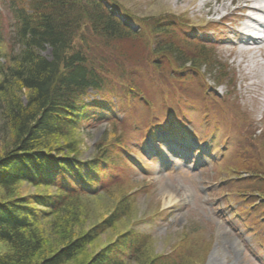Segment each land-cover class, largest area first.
<instances>
[{
    "label": "rangeland",
    "instance_id": "rangeland-1",
    "mask_svg": "<svg viewBox=\"0 0 264 264\" xmlns=\"http://www.w3.org/2000/svg\"><path fill=\"white\" fill-rule=\"evenodd\" d=\"M108 1L114 4L117 15L136 30L140 26L135 20L154 17L186 26L188 29L177 28L176 32H190L191 37L196 36L208 45L198 52L192 46L175 42L179 51L194 60L204 54L215 68H191L183 73L172 65L173 59H164L161 53L154 52L150 33L146 37L149 50L144 48L141 53L140 48H128L123 66L129 73L138 62L144 78L151 81L152 107L134 100L118 103L115 97L110 98L120 75L117 68L110 73L112 81L103 97L110 100L113 112L118 113L117 120L125 113L138 125L127 134L120 122L130 127L128 123L121 120L116 124L109 119L95 122L76 136L80 141L79 158L83 161L93 158L97 146L109 140V132L121 135L130 159L137 165L112 167L118 174L116 187L105 195L79 201V208H74L79 217L74 223L65 221L64 216H54L40 222L39 230L45 237L64 229L88 234L111 218L123 203L128 208H124L125 213L116 217L118 220L111 228L90 238L92 241L82 248L76 264L88 263L129 231L149 236L144 252L149 261L166 256L175 264H264V110H256L252 100L257 98L264 104V99L262 91L256 93V86L251 94L244 88L245 84L264 79V66L251 63L250 68L240 55V46L236 47V55L231 56L227 43L239 45V39H243L237 33L243 32V18L254 17L242 10L246 0ZM2 11L8 14L6 9ZM223 16L226 18L217 22ZM4 23L7 24L5 20ZM42 55L49 57L50 50L45 48ZM179 76L183 80L177 79ZM245 79L249 81L245 83ZM98 98L90 93L87 100ZM177 115L182 116L183 122V127L173 124L176 129L172 133L177 137L168 139L165 134L169 132L159 129L154 133V142L150 136L146 138L148 127H163L170 117ZM140 125L141 130L135 131ZM13 191L9 198L44 192L25 183L15 185ZM4 196L6 199L7 195ZM4 252L0 246V255Z\"/></svg>",
    "mask_w": 264,
    "mask_h": 264
},
{
    "label": "trees",
    "instance_id": "trees-1",
    "mask_svg": "<svg viewBox=\"0 0 264 264\" xmlns=\"http://www.w3.org/2000/svg\"><path fill=\"white\" fill-rule=\"evenodd\" d=\"M0 4V246L5 249L0 264H76L90 238L111 228L126 205L122 203L120 210L88 234L64 229L45 237L38 226L54 216L74 223L79 201L116 187L118 174L112 167L137 165L123 137L114 132L106 135L109 140L103 146H97L93 158H79L76 133L95 122L123 120L130 125L120 122L127 134L138 125L125 113L117 120L118 113L103 97L112 81L111 71L120 68L111 99L134 100L151 108V81L144 78L138 62L129 73L123 66L128 48H140L141 53L149 50V33L154 52L173 59L172 65L183 73L191 68L210 71L215 65L204 54L194 60L179 51L177 42L198 52L205 47L190 32L179 30L186 26L154 17L135 20L140 29H132L108 0H1ZM45 48L50 50L49 57L42 55ZM90 93L99 99L88 101ZM151 115L154 118L155 113ZM181 119L170 117L163 127L152 122L146 138L154 140L159 129L172 136L173 124L183 127ZM19 183L44 192L9 198ZM148 244L149 236L129 231L85 264H175L166 256L145 259Z\"/></svg>",
    "mask_w": 264,
    "mask_h": 264
},
{
    "label": "bare ground",
    "instance_id": "bare-ground-1",
    "mask_svg": "<svg viewBox=\"0 0 264 264\" xmlns=\"http://www.w3.org/2000/svg\"><path fill=\"white\" fill-rule=\"evenodd\" d=\"M204 3L207 0H202ZM244 12L248 11L251 13H254L257 16H263L264 17V0H246L245 1V5L243 7ZM217 11H215L216 13ZM154 17V16H152ZM151 18V17H149ZM245 21H251L252 24L254 25V27H259L264 29V24L262 22H259L255 19L250 18L249 20V16H246L243 18ZM224 20V19H223ZM244 29L246 30H250L252 29V27L249 26H244ZM249 41H251V43L244 41V40H240L239 41V45L243 46V48H241L240 51V55L241 57H243V59L247 60V62H249L250 64V68H252L251 63H255L256 65H262L264 66V52L260 55L257 54V52H260L261 50L264 51V40H251L248 39ZM229 44V51L231 53V56H235L236 55V47L237 45H235L234 43L231 44L230 42H227ZM258 59V60H257ZM260 59V60H259ZM260 61V62H259ZM241 63V62H240ZM240 63L238 64V67H240ZM249 64H247V66L245 67V69L247 70V68L249 67ZM262 67H257L256 69L258 71L261 70ZM263 71V68H262ZM256 74L253 72V76H255ZM263 79V77H261ZM252 80V79H250ZM245 83L249 80H243ZM256 86V93L259 94L260 91L262 98L264 99V79L261 80L260 83H255L252 82L250 84H245L244 88L246 90L247 93H250V91H252V87ZM253 104L256 110H260L263 109L264 110V104H261L260 102H258L257 98H253ZM262 114V113H261ZM262 116L264 117V115L262 114Z\"/></svg>",
    "mask_w": 264,
    "mask_h": 264
}]
</instances>
